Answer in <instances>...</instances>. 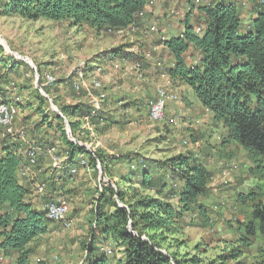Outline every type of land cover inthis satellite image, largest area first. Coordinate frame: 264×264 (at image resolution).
Wrapping results in <instances>:
<instances>
[{
  "label": "trees",
  "instance_id": "trees-1",
  "mask_svg": "<svg viewBox=\"0 0 264 264\" xmlns=\"http://www.w3.org/2000/svg\"><path fill=\"white\" fill-rule=\"evenodd\" d=\"M149 1L0 0V13L28 21L67 22L100 34L131 26L136 30L137 19ZM198 12L203 19L202 27H197L200 35L195 34L186 17L182 35L160 43L173 61L165 72L172 84L190 88L201 107L221 126L224 134L219 138L218 148L224 149L228 144L241 148L252 162L253 177L263 179L264 4H253L244 30L242 12L234 0L202 6ZM118 51L112 50L109 56H117ZM190 52L199 54L198 64L189 60ZM138 62L141 68V61ZM36 101L41 107L46 104V111L54 119L55 127L45 116L41 125L54 128L58 134L68 171L81 159L95 175V181L101 183L105 175L108 179L117 176L121 183V186L113 183L114 188L111 184H100L98 191H94L92 220L88 222L91 233L80 243L82 255L75 264H231V261L242 264L237 260L247 251L264 246V203L259 201L261 188L253 185L248 194L236 198L245 205L243 219L236 222L238 226L235 228L226 221L233 233L226 252L207 262L198 254H181L183 244L177 238L184 229L194 221L204 229L214 227L210 211L199 202L210 190L211 172L206 162L191 152L167 161L134 154L105 158L85 149L81 125L85 119L95 130L116 124L104 114V104L109 101L106 97L94 115L89 104L78 102L59 107L49 101L47 105L42 95ZM139 101L140 107L147 111V98ZM17 148L19 145L12 143L0 146V252L5 256L17 254V264H26L31 252L25 247L47 234L53 222L32 205L29 188L32 182L19 175L26 161L18 155ZM134 159L136 166H132ZM227 165L225 162L222 168ZM64 173L65 170L52 171L50 177L40 181L45 185L46 197L59 198L61 193L56 187L65 183ZM105 248L110 249V254ZM116 250H120L119 258L115 257ZM198 250L196 246L195 251Z\"/></svg>",
  "mask_w": 264,
  "mask_h": 264
},
{
  "label": "rangeland",
  "instance_id": "rangeland-1",
  "mask_svg": "<svg viewBox=\"0 0 264 264\" xmlns=\"http://www.w3.org/2000/svg\"><path fill=\"white\" fill-rule=\"evenodd\" d=\"M202 2L207 0H195L197 4ZM234 2L242 12L243 30L249 24L253 4H264V0ZM134 30V27H129L98 34L86 26L73 27L67 22L42 19L28 21L19 16L0 13V96L15 105H21L16 108L12 131L24 132V139L10 140L11 137L2 138L5 129L0 127V146L5 143L19 145V156L26 162L25 151L30 147L35 148L38 164L30 169L37 179L35 182L31 180L29 188L32 205L40 212H43L42 205L46 196L37 194L36 186H41L40 181L50 177L52 171L59 173L65 170L66 174L63 186L59 183L56 188L68 210L69 228L53 223L47 234L29 243L25 248L31 254L27 256L26 264H75L82 255L80 243L85 242L91 233L88 222L92 220L94 191H98L100 184L105 183L111 184L113 188V183L121 186L116 180L117 176L108 179L104 175L101 183L95 181V175L87 164L83 165L84 160L81 159L68 171V161L62 154L63 145L58 140V134L54 128H47L45 123L41 125L43 116L50 119L53 127L55 122L46 111V104L41 107L37 103L36 97L39 95L48 101L47 105L52 101L59 107L74 106L78 102L89 104L92 106L91 115L101 109L105 97L109 100L104 104V114L113 118L116 124L109 129L95 130L85 119L81 126L87 151L97 152L105 158L134 154V157L161 161L191 152L206 162L211 172L208 184L210 190L199 202L210 211L214 227L204 229L194 221L184 229L177 238L183 244L181 254H198L205 262L223 254L228 249V241L233 239L232 230H229L226 221L236 228V222L243 219L242 210L245 205L237 202L236 198L248 194L253 185H258L261 188L259 201L264 203V178L258 180L253 177L250 171L253 165L246 152L233 144L221 150L216 146L215 149V138H220L224 133L206 109H203L206 110L204 116L183 97L182 91L172 90L170 83L157 75L149 78L142 76L140 64L138 61L133 62L134 58L132 62H127L128 58L116 61L115 57L109 56L111 50L122 47H127L131 56L140 51L142 45L132 36ZM143 37H148L147 33ZM106 56L108 59L104 60L102 57ZM188 56L192 63L195 61L198 64L197 52H190ZM106 61L113 63L108 64ZM44 75L50 76L53 83L45 82ZM75 82H78L79 90L72 87ZM94 84L99 87L95 88ZM133 90L139 95L152 93L153 100L158 91L172 94L178 97V101L170 102L180 106L185 103L186 113L183 110L180 112L175 106L167 107L164 122L156 123L140 107V99L130 95ZM97 93L104 96L103 101L95 98ZM40 143L42 146H37ZM225 162L229 165L222 168ZM136 163L134 159L132 166H136ZM196 246L199 247L198 252L195 251ZM105 250L110 254L109 248ZM259 250L263 253L258 254ZM120 255V250H116L115 257L119 258ZM17 257V254L5 256L0 252V264H17ZM237 261L242 264H264V246L258 245L256 250L247 251ZM234 263L231 261V264Z\"/></svg>",
  "mask_w": 264,
  "mask_h": 264
},
{
  "label": "crops",
  "instance_id": "crops-1",
  "mask_svg": "<svg viewBox=\"0 0 264 264\" xmlns=\"http://www.w3.org/2000/svg\"><path fill=\"white\" fill-rule=\"evenodd\" d=\"M229 1L230 0H207V2L197 4L195 3V0H150L147 4L146 10L138 17L136 22L137 28L134 30L135 32L133 31L134 33L132 35L135 40L138 41V43H141L142 46L140 51H138L137 54L131 56L129 53L130 50L127 49V47H122L119 49L117 56H115L116 61H119L118 59L120 58L122 59L120 61H124L123 57L125 56L128 57L129 61L127 60V62L141 61L142 76L149 78L151 75H157L164 81H168L172 87V90L176 91L179 89L182 91L183 97L187 98L188 101L193 104V107L196 110L198 109L204 116H206V110H203L196 98L193 97L190 88L187 86L184 87L178 84H172L170 79H168V75L165 71L167 67L171 66L173 61L171 60L168 52L165 51L160 43L170 38L181 36L184 31V20L186 17L189 19V23L194 26V29H197V27L201 28L203 19L198 12L199 7L209 6L212 4L214 5L221 2L225 3ZM151 26H155L156 31H151ZM146 33L148 37L145 38L143 36L146 35ZM153 44L154 46H151ZM102 58L107 60L108 56ZM107 62L108 64L113 63L112 61H106V63ZM130 95L137 100L147 98V101L150 102L154 99V95L152 93L139 95V93L135 94V90H133ZM173 106H175L180 112L182 110L185 111L184 109L186 108L185 103L183 106H180L174 102H169L168 107L171 108ZM205 124H207L206 121ZM219 143L220 139L215 138V143H213L215 145V149Z\"/></svg>",
  "mask_w": 264,
  "mask_h": 264
},
{
  "label": "bare ground",
  "instance_id": "bare-ground-1",
  "mask_svg": "<svg viewBox=\"0 0 264 264\" xmlns=\"http://www.w3.org/2000/svg\"><path fill=\"white\" fill-rule=\"evenodd\" d=\"M200 33H201V30L199 28L195 29V34L200 35ZM44 80L47 83H51V82L53 83V79L48 75H44ZM77 83L78 82L73 83V86H72L75 90L80 89V86ZM94 86L95 88L99 87L97 84H94ZM95 98L98 99L99 101L104 100V96L98 93L97 95H95ZM170 101L176 102L178 101V97L172 94H169V93L167 94L165 91H158L156 99L152 100L148 105L147 114L149 118L156 123L164 122L165 111ZM159 104H160V107H162V109H157ZM16 115H17L16 106L13 103L4 101L0 97V127L5 129V133L2 134V138L11 137L10 140L12 138H14L13 140L15 139L21 140L23 138L24 132L22 130L15 131V132L12 131V127L15 122L14 119ZM25 152H26L25 155L27 156V162H26V165L23 167L22 171L19 173V175L21 177L34 180L36 177L35 176L36 174L32 173L33 171H31V169L36 167V150L33 148H30L28 151H25ZM71 173L76 174L75 171H72ZM40 185L41 186H36V193L45 197V194H46L44 192L45 185L43 183H41ZM46 200H53V208H60L58 212L53 213L52 211H49L48 209H46L45 208ZM42 209H43V212L46 214L45 216H47V218L51 220L53 223L63 224L65 227L69 228V220L67 218L68 210L66 209V206L62 201V198L45 197V201L43 202Z\"/></svg>",
  "mask_w": 264,
  "mask_h": 264
},
{
  "label": "built area",
  "instance_id": "built-area-1",
  "mask_svg": "<svg viewBox=\"0 0 264 264\" xmlns=\"http://www.w3.org/2000/svg\"><path fill=\"white\" fill-rule=\"evenodd\" d=\"M131 27H133V26H131ZM150 30L151 31H156V27L155 26H151L150 27ZM157 109H162V107H160V104L157 107ZM45 208L48 209L49 211H52L53 213L58 212V210L60 209V208H53V200H46V206H45Z\"/></svg>",
  "mask_w": 264,
  "mask_h": 264
}]
</instances>
